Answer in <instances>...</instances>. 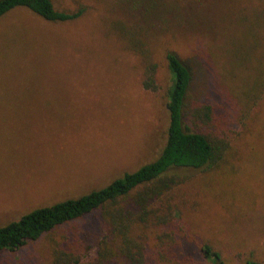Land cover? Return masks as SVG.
Returning a JSON list of instances; mask_svg holds the SVG:
<instances>
[{"label": "rangeland", "instance_id": "rangeland-1", "mask_svg": "<svg viewBox=\"0 0 264 264\" xmlns=\"http://www.w3.org/2000/svg\"><path fill=\"white\" fill-rule=\"evenodd\" d=\"M234 1L51 0L56 10L84 8L77 18L62 22L46 21L22 7L3 14L0 226L102 188L157 157L165 139L171 80L166 51L193 70V93L208 98L209 86L201 91L200 80L211 85L216 75L218 83L240 91V66L250 63L237 57L240 6ZM148 78L152 87L144 86ZM254 112L264 116V99ZM261 122L242 128V142L240 121L235 122L218 165L203 172L171 170L188 178L158 201L161 208L171 207L176 221L182 218L187 237L218 250L223 264L264 261ZM120 202L68 221L14 252H0V264H51L56 249H75L83 260L93 257L97 242L104 237L112 245L115 237L107 233L100 213ZM134 226L135 234L147 233L152 247L153 230Z\"/></svg>", "mask_w": 264, "mask_h": 264}, {"label": "trees", "instance_id": "trees-1", "mask_svg": "<svg viewBox=\"0 0 264 264\" xmlns=\"http://www.w3.org/2000/svg\"><path fill=\"white\" fill-rule=\"evenodd\" d=\"M235 1L240 6L236 10L240 12V54L237 57L240 63H250L246 69L240 66V91L233 93L229 86L218 83L216 75L211 85L208 79L200 80L201 91L209 86L208 98L199 92L193 93V70L173 51H166L164 60L171 80L165 103V139L157 157L102 188L33 209L0 226V252H14L60 225L119 199L122 201L119 207L100 213L107 233L115 236L112 245L103 237L97 242L94 256L86 260L75 249H56L51 264H155L157 261L223 264L218 250L187 237L182 218L176 221L178 218L172 217L171 207L161 208L158 201L171 187L188 178L170 173L171 170L188 168L203 172L218 165L228 149L227 135L235 122L240 121L242 142V128H246L247 123L259 126L264 119L263 114L258 117L251 114L264 99V0ZM19 7L50 22L73 20L84 10L81 6L71 11L56 10L51 0H0V17ZM144 86L152 87L149 78ZM134 225L153 230L152 247L147 243V233H134ZM240 261L241 264H264L252 259Z\"/></svg>", "mask_w": 264, "mask_h": 264}]
</instances>
